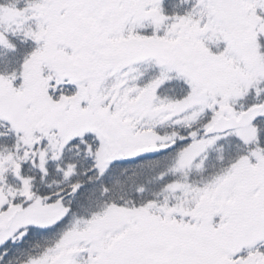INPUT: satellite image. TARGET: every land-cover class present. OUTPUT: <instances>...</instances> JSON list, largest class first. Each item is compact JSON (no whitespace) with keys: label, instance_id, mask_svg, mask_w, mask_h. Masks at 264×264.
Instances as JSON below:
<instances>
[{"label":"snow or ice","instance_id":"6c2138e0","mask_svg":"<svg viewBox=\"0 0 264 264\" xmlns=\"http://www.w3.org/2000/svg\"><path fill=\"white\" fill-rule=\"evenodd\" d=\"M0 264H264V0H0Z\"/></svg>","mask_w":264,"mask_h":264}]
</instances>
